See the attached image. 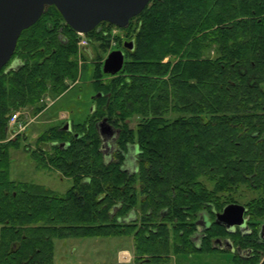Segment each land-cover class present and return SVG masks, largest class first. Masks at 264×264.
Masks as SVG:
<instances>
[{"label": "trees", "instance_id": "trees-1", "mask_svg": "<svg viewBox=\"0 0 264 264\" xmlns=\"http://www.w3.org/2000/svg\"><path fill=\"white\" fill-rule=\"evenodd\" d=\"M124 29L133 47L122 45L118 72L93 71L86 119L53 124L35 141L37 166L72 179L63 193L10 178L9 150L19 143L7 140V123L19 107L39 112L45 94L76 79L75 30L48 5L0 69V264H56L53 239L66 237L131 238V261L109 264L228 251L213 242L238 245V231L214 222L215 212L238 203L228 198L243 188L255 193L245 203L250 220L264 221V0H149ZM134 115L142 118L132 128ZM103 118L116 131L108 153ZM203 213L212 221L197 246Z\"/></svg>", "mask_w": 264, "mask_h": 264}, {"label": "rangeland", "instance_id": "rangeland-1", "mask_svg": "<svg viewBox=\"0 0 264 264\" xmlns=\"http://www.w3.org/2000/svg\"><path fill=\"white\" fill-rule=\"evenodd\" d=\"M111 28L112 26L105 23L98 24L93 30L85 34L86 45L78 44L81 36L76 32L79 69L76 79L74 81L66 80L67 89L59 95L45 94L41 101L44 103V107L39 112L34 113L31 106L19 107L14 110L15 112L19 111V122H22L20 125L24 127L23 122H26V124L24 128L15 131V126L13 128L9 125V120L7 123V140L18 137L19 143L18 147L9 150L11 179L40 184L58 193L65 192L72 185V179L63 176L56 169L38 167L31 153L37 147L35 142L37 137L53 124L60 121L65 122L67 119H71L73 123H80L89 115L90 97L93 95V81H91L93 71L96 68L98 70L102 68L103 60L109 51L123 49V41L129 40L132 36H129L126 29H124L126 27L118 29L117 34L112 36ZM97 32L100 33V36L99 34L96 35ZM113 39L116 41L115 46L111 45ZM167 58L164 60H167ZM108 80V77L101 78L103 82ZM141 118L140 115L131 117L128 121L130 127H135ZM110 140L112 141L113 138ZM112 142H110V146L106 147V153L112 149ZM44 147L48 148L47 145H44ZM134 155L135 152L128 149L124 163L129 170L132 169L134 164ZM230 194L231 196L228 199L244 204L255 196L254 191L245 188L242 189L241 193L236 190ZM261 222L258 220V227ZM53 241V261L56 264H109L116 259L118 248L130 246V239L126 236L66 237L55 238ZM216 253L173 257V264H231L232 254L229 251L221 250Z\"/></svg>", "mask_w": 264, "mask_h": 264}, {"label": "water", "instance_id": "water-1", "mask_svg": "<svg viewBox=\"0 0 264 264\" xmlns=\"http://www.w3.org/2000/svg\"><path fill=\"white\" fill-rule=\"evenodd\" d=\"M148 2L149 0H0V69L13 55L21 31L34 24L48 5H54L73 30L87 34L102 21L126 27L130 18L139 14ZM123 46L132 48L133 41H124ZM123 61V49L112 50L104 58L102 69L114 74L121 69ZM15 63L16 61L11 65ZM100 95L101 93L97 94ZM69 127L70 122L66 121L64 128ZM98 132L105 150L108 140L115 137L116 131L103 118L98 122ZM131 146L134 152L137 145ZM243 211V205L228 203L216 213L215 220L230 229L244 222ZM197 223L204 227L208 224L205 213Z\"/></svg>", "mask_w": 264, "mask_h": 264}, {"label": "flooded vegetation", "instance_id": "flooded-vegetation-1", "mask_svg": "<svg viewBox=\"0 0 264 264\" xmlns=\"http://www.w3.org/2000/svg\"><path fill=\"white\" fill-rule=\"evenodd\" d=\"M97 127H98V123H97ZM108 142H110V140H108ZM108 142H107V146H108ZM128 149L133 150V147L128 146ZM134 167H135V164L132 165L131 170H133ZM238 204L244 206V211L242 213L244 222L230 229L226 227L224 224H222L225 230L228 229L233 234L237 233L238 231V245H235L228 238H223V239H216L213 242V246L218 247L220 249H226L231 254H234V253L238 254V264H264V221L261 222L258 227L256 224H254L252 220H250V217L248 214V206L240 202H238ZM216 213L217 212H215V216H216ZM201 215H200V218H201ZM207 220H208V224L205 227L197 223L198 228H197V235L195 238V241L197 242V246L200 245L201 240L204 236V232L202 229L209 228L211 225L212 220L210 219H207ZM214 222H216L215 217H214Z\"/></svg>", "mask_w": 264, "mask_h": 264}, {"label": "built area", "instance_id": "built-area-1", "mask_svg": "<svg viewBox=\"0 0 264 264\" xmlns=\"http://www.w3.org/2000/svg\"><path fill=\"white\" fill-rule=\"evenodd\" d=\"M118 29H120V28L117 27V26H115V25H112V28L110 29V32L112 33V36H115L117 34ZM77 34L79 36H81L80 40L78 41V44H80V45L81 44L82 45H86L87 41H86V38H85V34L80 33V32H77ZM115 44H116V41H114V39H113L111 41V45L112 46H115ZM19 116H20L19 111H16V112L14 111L11 114L10 118H9V125H11L13 128L15 126V128H14L15 131L24 128L25 127V124H26V122H23L24 123V127L22 125H20V123H22V122H19ZM18 122H19V124H18Z\"/></svg>", "mask_w": 264, "mask_h": 264}, {"label": "crops", "instance_id": "crops-1", "mask_svg": "<svg viewBox=\"0 0 264 264\" xmlns=\"http://www.w3.org/2000/svg\"><path fill=\"white\" fill-rule=\"evenodd\" d=\"M130 239V246H126V247H122V248H118L117 249V257L114 260V262H129L131 261L132 257H133V246H132V240ZM127 252V256H124L125 258L121 257V252ZM128 257V258H127ZM112 262V263H114Z\"/></svg>", "mask_w": 264, "mask_h": 264}, {"label": "bare ground", "instance_id": "bare-ground-1", "mask_svg": "<svg viewBox=\"0 0 264 264\" xmlns=\"http://www.w3.org/2000/svg\"><path fill=\"white\" fill-rule=\"evenodd\" d=\"M243 65V64H242ZM249 67V66H248ZM51 99V98H50ZM248 101V100H247ZM255 102V101H254ZM248 103V102H247ZM248 105V104H247ZM258 105V104H257ZM257 107V106H256ZM258 108V107H257ZM159 123V122H158ZM109 143V142H108ZM188 148V147H187ZM195 149V148H194ZM127 153V152H126ZM125 161V160H124ZM131 161V160H130ZM241 177V176H240ZM228 203V202H227ZM204 212V211H203ZM124 256H127V252H121V257L125 258Z\"/></svg>", "mask_w": 264, "mask_h": 264}]
</instances>
